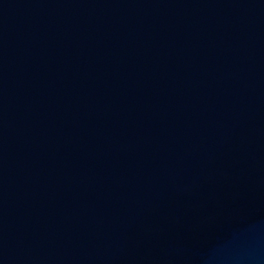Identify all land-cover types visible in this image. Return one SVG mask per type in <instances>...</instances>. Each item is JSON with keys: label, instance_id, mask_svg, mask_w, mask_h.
Returning a JSON list of instances; mask_svg holds the SVG:
<instances>
[{"label": "water", "instance_id": "1", "mask_svg": "<svg viewBox=\"0 0 264 264\" xmlns=\"http://www.w3.org/2000/svg\"><path fill=\"white\" fill-rule=\"evenodd\" d=\"M0 264H264V0H0Z\"/></svg>", "mask_w": 264, "mask_h": 264}]
</instances>
